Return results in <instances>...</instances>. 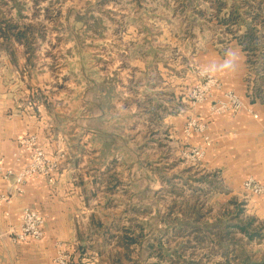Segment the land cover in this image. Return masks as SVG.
<instances>
[{"label": "rangeland", "instance_id": "rangeland-1", "mask_svg": "<svg viewBox=\"0 0 264 264\" xmlns=\"http://www.w3.org/2000/svg\"><path fill=\"white\" fill-rule=\"evenodd\" d=\"M246 44L264 88V0H0V78L22 81L57 120L88 194L80 254L94 264L264 260V219L248 206L264 195L232 193L223 168L187 155L201 135L184 133L200 116L190 94L210 53Z\"/></svg>", "mask_w": 264, "mask_h": 264}, {"label": "crops", "instance_id": "crops-1", "mask_svg": "<svg viewBox=\"0 0 264 264\" xmlns=\"http://www.w3.org/2000/svg\"><path fill=\"white\" fill-rule=\"evenodd\" d=\"M231 48L239 49L242 54L238 70L218 77L223 89L235 90L253 107L258 117L247 111L212 114L207 103L210 101L196 105L194 110L208 122L209 133L214 139L204 163L210 168H223L227 182L232 185V193H236L244 190L243 182L249 176L264 182V95L261 96L264 88L257 87V78L254 80L255 87L250 85L247 52L237 45ZM220 59L216 53H210V62ZM20 87H23L22 81L18 79L0 78L1 163L16 171L29 163V153L23 152L19 144V139L28 134H36L49 154L63 151L67 156L61 169L54 174L53 181L44 177L31 178L26 182L23 194L15 195L9 202L0 205V264H57L55 256L59 242L71 250V264H94L95 261L87 254H80L84 243L80 232L90 226L84 219L92 214L88 209V194L76 185L78 176L72 172L75 164L66 146L68 136L58 132L57 120L46 106L35 96L31 103ZM215 93L222 95V91ZM191 140L199 143L200 135H193ZM15 153H18L19 159ZM10 187V181L0 180V193L9 191ZM248 201V206L264 219V196ZM24 207H32L45 216L42 239L13 241L12 236L19 229Z\"/></svg>", "mask_w": 264, "mask_h": 264}, {"label": "built area", "instance_id": "built-area-1", "mask_svg": "<svg viewBox=\"0 0 264 264\" xmlns=\"http://www.w3.org/2000/svg\"><path fill=\"white\" fill-rule=\"evenodd\" d=\"M253 69V68H251ZM251 84L255 87V72L251 73ZM222 91V95L218 96L215 92ZM191 105L196 106L207 100H210L209 110L212 114H221L230 112L233 114L242 111L250 112L254 117L258 114L253 107L248 104L235 90L223 89L221 79L216 76L215 83L208 85L205 78H201L192 88ZM184 133L188 136L200 134L202 142L197 145H192L187 148L186 153L195 161H201L205 157L208 149L213 144V137L209 133V124L201 118V116H192L187 121ZM20 149L23 152L29 153V163L16 171L13 167L4 166L0 161V180L11 182L9 191L0 193V205L7 203L15 195H21L25 192V184L28 180L34 177H44L49 181H53V176L62 167V159L65 157L64 152L57 155L49 154L39 143V138L36 134H28L19 139ZM19 159L18 153H15ZM243 188L246 192L254 195H264V182L257 180L253 176H249L243 182ZM20 226L14 232L12 239L14 242L26 240H39L44 236L45 216L32 207H24L21 210ZM62 242L57 245L55 261L57 264H71L73 256Z\"/></svg>", "mask_w": 264, "mask_h": 264}, {"label": "clouds", "instance_id": "clouds-1", "mask_svg": "<svg viewBox=\"0 0 264 264\" xmlns=\"http://www.w3.org/2000/svg\"><path fill=\"white\" fill-rule=\"evenodd\" d=\"M241 52L236 48L225 50L224 56L218 61L210 62L204 65L200 71V76L207 79L208 85L215 83V77L220 74H231L238 70L241 61Z\"/></svg>", "mask_w": 264, "mask_h": 264}, {"label": "trees", "instance_id": "trees-1", "mask_svg": "<svg viewBox=\"0 0 264 264\" xmlns=\"http://www.w3.org/2000/svg\"><path fill=\"white\" fill-rule=\"evenodd\" d=\"M252 35H253V34H252ZM252 35H249V37L251 36L250 38H252ZM254 43H255V42H254ZM254 45H256V44H254ZM250 47H252L251 44H246V45L243 46V49L246 50L247 55H248L249 52H251V50H252L253 48H255V47H257V46H255V47L249 49ZM242 229L245 230V231H247L246 228H245L244 226H242ZM243 263H244V264H264V260H252V259H250V258H247V260L244 261Z\"/></svg>", "mask_w": 264, "mask_h": 264}]
</instances>
